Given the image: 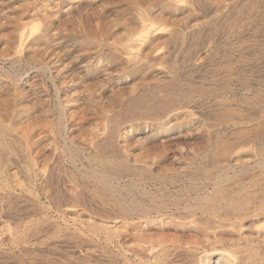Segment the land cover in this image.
<instances>
[{"label":"rangeland","instance_id":"obj_1","mask_svg":"<svg viewBox=\"0 0 264 264\" xmlns=\"http://www.w3.org/2000/svg\"><path fill=\"white\" fill-rule=\"evenodd\" d=\"M263 62L264 0H0V264H264Z\"/></svg>","mask_w":264,"mask_h":264},{"label":"bare ground","instance_id":"obj_2","mask_svg":"<svg viewBox=\"0 0 264 264\" xmlns=\"http://www.w3.org/2000/svg\"><path fill=\"white\" fill-rule=\"evenodd\" d=\"M252 1V0H251ZM250 4V3H249ZM154 7V6H153ZM191 11V10H190ZM211 11V10H210ZM224 11V10H223ZM242 12V11H241ZM253 12V11H252ZM214 13V12H213ZM143 16V15H142ZM197 16V15H196ZM209 18V17H208ZM221 24V23H220ZM217 29V28H216ZM184 31V30H183ZM239 33V32H238ZM244 33V32H243ZM240 35H242V34H240ZM231 36V35H230ZM240 39V38H239ZM262 42V41H261ZM260 42V43H261ZM224 43V42H223ZM217 44V43H216ZM241 51V50H240ZM244 52V51H243ZM246 52V51H245ZM213 53V52H212ZM249 53V52H248ZM201 55V54H200ZM191 56V55H190ZM187 57V56H186ZM214 58V57H213ZM198 59V58H197ZM257 64V63H256ZM263 65H264V62L262 63ZM255 66V65H254ZM250 67V66H249ZM245 69V68H244ZM244 71V70H243ZM252 71V70H251ZM205 72V71H204ZM253 73V72H252ZM17 76V75H16ZM264 77V76H263ZM18 78V77H17ZM206 79V78H205ZM258 79V78H257ZM18 80V79H17ZM201 81V80H200ZM215 82V81H214ZM257 82V81H256ZM259 82V81H258ZM257 82V83H258ZM202 83V82H201ZM255 82H253V84H254ZM256 84V83H255ZM170 85V84H169ZM201 85H203V84H201ZM261 86V85H260ZM254 86L253 85H249V87H248V89L249 90H251V88H253ZM194 88V87H193ZM253 90V89H252ZM211 91V90H210ZM213 92V91H212ZM180 93V92H179ZM262 97V96H261ZM151 98V97H150ZM252 99V98H251ZM178 101V100H177ZM264 101V100H263ZM175 102V101H174ZM164 106V105H163ZM262 106V105H261ZM170 108V107H169ZM168 108V109H169ZM202 109H203V107H201ZM221 108V107H220ZM257 109V108H256ZM164 110V109H163ZM232 110H234V109H232ZM160 111V110H159ZM205 112V111H204ZM203 113V112H202ZM205 115V114H204ZM203 115V116H204ZM238 118H240V120H232V119H230V120H232V122L233 123H231L233 126H237L238 128H239V126H241L242 127V125L244 124V122H247V118H246V113H244L243 111H241L240 113H238ZM248 115V114H247ZM202 116V117H203ZM249 116V115H248ZM169 118V117H168ZM234 118V117H233ZM231 125V126H232ZM210 129V128H209ZM231 129H232V127H231ZM249 131L248 132H250V129H248ZM253 130V129H252ZM210 131V130H209ZM24 132V131H23ZM246 132V131H245ZM264 132V131H263ZM243 134V133H242ZM254 134V133H253ZM33 135V134H32ZM240 135V134H239ZM252 136V135H251ZM31 137V136H30ZM27 138V137H26ZM247 139V138H246ZM11 140V139H10ZM2 141V140H1ZM3 142H4V140H3ZM208 143H210V141L208 142ZM67 148V147H66ZM202 149V148H201ZM229 151V150H228ZM197 154V153H196ZM229 154V153H228ZM227 154V155H228ZM103 157V156H102ZM81 158V157H80ZM88 159V158H87ZM107 158H105V160H106ZM108 160V159H107ZM115 160V159H114ZM92 161V160H91ZM94 161V160H93ZM248 161V160H247ZM258 161V160H257ZM261 161H263L264 162V158L262 157V159H261ZM102 162V161H101ZM106 162V161H105ZM103 163V162H102ZM101 163V164H102ZM231 163V162H230ZM259 163V162H258ZM132 164V163H131ZM250 164V163H249ZM260 164V163H259ZM264 164V163H263ZM110 165V164H109ZM107 166V165H106ZM261 166H262V164H261ZM95 167V166H94ZM108 167H111V168H113V169H117L118 167H113V166H108ZM251 167H253V166H251ZM258 167V166H257ZM264 167V166H263ZM262 167V168H263ZM235 168V167H234ZM78 169V168H77ZM256 169V168H255ZM94 170V169H93ZM264 170V169H263ZM99 171V170H98ZM220 171V170H219ZM82 176V175H81ZM225 176V175H224ZM256 176V175H255ZM261 176V175H260ZM7 177V176H6ZM106 177H107V175H106ZM239 177V176H238ZM36 178V177H35ZM178 178V177H177ZM42 179V178H41ZM100 179V178H99ZM126 179V178H125ZM105 181V180H104ZM214 181V180H213ZM133 182V181H132ZM254 182V181H253ZM2 184V183H1ZM140 184V183H139ZM248 184V183H247ZM132 185V184H131ZM244 186V185H243ZM124 187V186H123ZM127 187V186H126ZM144 187V186H143ZM202 187V186H201ZM219 187V186H218ZM241 187V186H240ZM206 188V187H205ZM244 188V187H243ZM119 189V188H118ZM215 189V188H214ZM255 189V188H254ZM123 190V189H122ZM238 190V189H237ZM108 191V190H107ZM142 195V194H141ZM190 196V195H189ZM206 196V195H205ZM115 197V196H114ZM135 198V197H134ZM225 198V197H224ZM136 201V200H135ZM85 202V201H84ZM189 202V201H188ZM207 203V202H206ZM226 204V203H225ZM258 204V203H257ZM176 205V204H175ZM137 206V205H136ZM149 206V205H148ZM214 206V205H213ZM262 206V205H261ZM160 208V207H159ZM192 208V207H191ZM199 208V207H198ZM169 209V208H168ZM255 210V209H254ZM212 211V210H211ZM204 212V211H203ZM141 213H142V211H141ZM148 213V212H147ZM256 213V212H255ZM81 217V216H80ZM236 217V216H235ZM90 219V218H89ZM72 223V222H71ZM95 223V222H94ZM172 227V226H171ZM256 232V231H255ZM15 233V232H14ZM207 234V233H206ZM16 235V234H15ZM226 235V234H225ZM233 242V241H232ZM248 242V241H247ZM222 243V242H221ZM260 244V243H259ZM19 246V245H18ZM158 253V252H157ZM159 254V253H158ZM161 254V253H160ZM225 254V253H224ZM195 256V255H194ZM223 256V255H222ZM207 257V256H206ZM218 258V257H217ZM224 259V258H223ZM155 260V259H154ZM159 260V259H158ZM149 262V261H148ZM217 262V261H216ZM224 262V261H223ZM215 264V263H214ZM223 264V263H222Z\"/></svg>","mask_w":264,"mask_h":264}]
</instances>
